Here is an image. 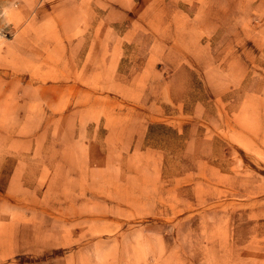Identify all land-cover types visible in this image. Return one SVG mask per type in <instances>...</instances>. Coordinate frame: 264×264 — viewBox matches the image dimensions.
<instances>
[{"label": "rangeland", "instance_id": "rangeland-1", "mask_svg": "<svg viewBox=\"0 0 264 264\" xmlns=\"http://www.w3.org/2000/svg\"><path fill=\"white\" fill-rule=\"evenodd\" d=\"M0 264H264V0H0Z\"/></svg>", "mask_w": 264, "mask_h": 264}]
</instances>
